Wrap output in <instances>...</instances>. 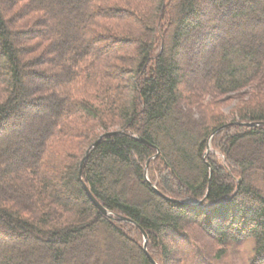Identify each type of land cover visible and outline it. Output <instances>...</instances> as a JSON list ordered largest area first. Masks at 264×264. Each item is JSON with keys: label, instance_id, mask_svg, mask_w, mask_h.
Here are the masks:
<instances>
[{"label": "trees", "instance_id": "trees-1", "mask_svg": "<svg viewBox=\"0 0 264 264\" xmlns=\"http://www.w3.org/2000/svg\"><path fill=\"white\" fill-rule=\"evenodd\" d=\"M244 122H264V0H0V264H264V124Z\"/></svg>", "mask_w": 264, "mask_h": 264}, {"label": "rangeland", "instance_id": "rangeland-1", "mask_svg": "<svg viewBox=\"0 0 264 264\" xmlns=\"http://www.w3.org/2000/svg\"><path fill=\"white\" fill-rule=\"evenodd\" d=\"M13 11H12V15L15 16L13 13L16 10L14 12ZM15 19H16V26H17L16 28H18V30H22L24 32V34H25L24 37L25 38H26V36L28 34L32 33L31 31H27V29H30L29 25L26 27V26H23L22 24H20L19 20H17V16H15ZM35 49H36V47H35L34 43H27L25 45L26 56L34 58V64L31 66V69L37 71V70H41L42 69L43 65L37 64V63H38V61L43 59V57H41V54H38L39 52L36 51ZM46 67H48V66H46ZM45 72H47V71H45ZM25 81L27 83H35L37 81L36 75L28 74L26 79H25ZM196 90H198V89H196ZM208 97L210 98L211 96H208ZM237 101L238 100H236V99L229 98V100L227 102H224V104L222 105V107H221L222 112H224L226 115H229V113L232 111V109L236 106ZM24 109H25V107H24ZM212 149L213 148L211 146V141H210V149H208L207 154ZM171 158L173 159V157H171ZM180 173H181V175L189 176V173L187 171H185V170H181ZM52 174L56 175L57 171L52 172ZM251 179H252V181H254V182L258 183V184H262L263 180H264V178H262L261 175L258 172H255L252 175ZM173 180H175L176 182H179L178 178H175L174 176H173ZM186 225H187L186 228L188 229V232H190L199 243H201L213 255H215L217 253L218 249L220 248V245L217 242H215L214 240H212L209 237V235H207L203 231V229H201L199 226H197L192 221L186 223ZM106 235H107V233H106L105 229L104 228H99L95 232V234L92 236V239L95 240V241H103L106 238ZM147 245H148V242H147ZM147 249H148V247H147ZM246 253H247V250L246 251H242V250L231 251L229 249V252L224 254V255H222V257L219 258V259L223 260V262L225 264H242V260H241V257H243L242 254H246ZM125 254L126 253H124V256H125ZM72 257H74V252L67 256L65 264H68L69 262H71L72 261ZM174 263H175L174 259H170L169 264H174Z\"/></svg>", "mask_w": 264, "mask_h": 264}, {"label": "water", "instance_id": "water-1", "mask_svg": "<svg viewBox=\"0 0 264 264\" xmlns=\"http://www.w3.org/2000/svg\"><path fill=\"white\" fill-rule=\"evenodd\" d=\"M238 123V122H237ZM231 124H233V123H228V124H225V125H222V126H220L217 130H215L213 133H212V135H211V137H210V141H211V139H212V137L216 134V133H218L219 131H221V130H223L224 128H226L227 126H229V125H231ZM241 124H243V125H248V126H258V125H262V124H264V122H244V123H241ZM121 132V131H120ZM112 133H119V132H107V133H105V134H102L100 137H99V139L97 140V141H95L88 149H87V151H86V154H85V157L83 158V160H82V167H83V164H84V162L86 161V159L88 158V156H89V154H90V152H91V150L100 142V140L104 137V136H106V135H109V134H112ZM210 141H209V146H208V149H210ZM160 154V152H158L157 153V155H159ZM206 154H207V152H206ZM82 167H81V170H80V177H81V179H83V177H82ZM211 173H212V171H211ZM146 178L148 179V181L150 182V180H149V177H148V167H146ZM84 186H85V189H86V191H87V193H88V195L90 196V198L93 200V202L96 204V206L97 207H99V209L103 212V213H105V214H110V212L96 199V197L92 194V192H91V190H90V188L88 187V185L84 182ZM152 186H153V188L158 192V189H157V187H156V185H154V184H152ZM164 197L165 198H168V199H171V198H169L168 196H166V195H164ZM200 202L201 201H196V200H191V201H188V202H185V203H192V204H200ZM120 219H122V220H127V221H130V222H132V223H135L133 220H131V219H129V218H126V217H124V216H121V218ZM143 233H144V239H145V242H144V249H145V251L147 252V254L150 256V254H149V252H148V249H147V242H148V235L146 234V232L145 231H143ZM151 257V256H150ZM151 259H152V257H151ZM152 262H153V264H158L154 259H152Z\"/></svg>", "mask_w": 264, "mask_h": 264}]
</instances>
